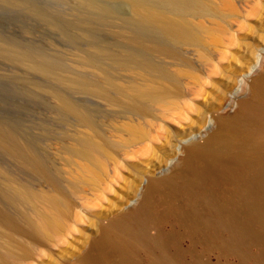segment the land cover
I'll return each instance as SVG.
<instances>
[{
  "label": "rangeland",
  "instance_id": "rangeland-1",
  "mask_svg": "<svg viewBox=\"0 0 264 264\" xmlns=\"http://www.w3.org/2000/svg\"><path fill=\"white\" fill-rule=\"evenodd\" d=\"M81 1L0 0V129L45 170L0 140V264H264V0H203L196 41L145 42L167 77L110 60L139 48L126 0H93L101 19ZM98 48L109 56L87 63ZM4 50L61 65L43 74ZM150 85L165 92L139 97ZM86 136L94 160L69 151ZM18 183L35 198L17 200Z\"/></svg>",
  "mask_w": 264,
  "mask_h": 264
},
{
  "label": "bare ground",
  "instance_id": "bare-ground-1",
  "mask_svg": "<svg viewBox=\"0 0 264 264\" xmlns=\"http://www.w3.org/2000/svg\"><path fill=\"white\" fill-rule=\"evenodd\" d=\"M131 8L132 14L135 16L137 24L134 28H130V40L138 44V50L127 51L121 56L111 55L110 60L114 63H118L122 66H128L130 64L137 65L140 69L144 70L147 73L158 74L163 77H167L168 74L166 70L162 68L161 65L152 61V59L147 54V49H145V42H149L151 47L159 51H170V45L173 43L180 42H189L196 41L200 34L201 28L198 24L191 21L190 18L197 16L202 13L204 9L203 0H126ZM85 9L91 13L90 15L99 19L103 15H108L110 11L101 5L97 7L96 3L93 0H82L81 1ZM81 4V3H80ZM81 4V5H82ZM82 7V6H81ZM100 7L103 10V7L106 10H103L102 15L97 13V9ZM83 8V7H82ZM98 9V11H99ZM100 10V12H102ZM110 10V9H109ZM96 11V12H95ZM112 11V8H111ZM88 13V14H89ZM114 13V12H113ZM112 14V13H111ZM100 15V16H99ZM99 16V17H98ZM101 19V18H100ZM147 48V47H146ZM5 51V50H4ZM8 53L15 59H23L29 61L33 69L38 70L43 74L52 75L55 74L54 71L59 67V62L55 61L53 58L45 57V55L31 54L26 51L19 50H7ZM5 51V52H7ZM30 51V50H29ZM32 52V51H31ZM34 52V51H33ZM98 55L87 56L85 60L89 64L97 65L100 61L98 56L100 54L108 53V51L98 48ZM8 54V55H9ZM109 56V53L107 54ZM14 59V60H15ZM21 61V60H20ZM105 77L108 81L110 78L107 74ZM77 84L80 87H86L89 85L87 81H77ZM254 85V83H253ZM138 96L151 100L157 98L165 92L162 88L157 86H145L136 90ZM55 98L59 102V107L62 111L66 113L73 114L79 118L81 123L93 124L90 117L86 112L76 103L70 99L60 95L59 93H54ZM13 134L10 129L3 130L0 129V140L3 143L5 149L10 153L23 157L33 169H36L39 172L45 173V170L42 166L40 158L35 154V152L28 146L21 148L13 140ZM97 144L88 136L81 138L76 145L69 148V151L73 154L80 156L87 160L95 159V152L97 151ZM153 181V180H152ZM154 184L149 183L144 193ZM154 186V185H153ZM152 186V187H153ZM10 191L13 196L22 202H30L35 198V191L29 187L18 183L16 185L9 186ZM149 191V190H148ZM60 201L59 198L52 197V202L56 205ZM142 203V202H140ZM133 208V211L127 214H124L123 217H128L137 213L142 207ZM57 223L55 215L39 214L36 219V224L41 229H47L53 227Z\"/></svg>",
  "mask_w": 264,
  "mask_h": 264
},
{
  "label": "water",
  "instance_id": "water-1",
  "mask_svg": "<svg viewBox=\"0 0 264 264\" xmlns=\"http://www.w3.org/2000/svg\"><path fill=\"white\" fill-rule=\"evenodd\" d=\"M134 201V199L133 200H131V203Z\"/></svg>",
  "mask_w": 264,
  "mask_h": 264
}]
</instances>
